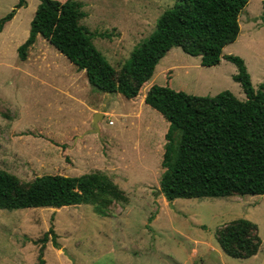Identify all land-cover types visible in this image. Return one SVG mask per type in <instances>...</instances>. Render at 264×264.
Here are the masks:
<instances>
[{
    "label": "rangeland",
    "instance_id": "obj_1",
    "mask_svg": "<svg viewBox=\"0 0 264 264\" xmlns=\"http://www.w3.org/2000/svg\"><path fill=\"white\" fill-rule=\"evenodd\" d=\"M17 1L0 0V20ZM79 1L86 14L80 25L119 71L177 0ZM38 4L27 0L0 33V170L23 184L42 175L98 172L108 176L126 200L113 203L105 217L96 215L91 205L0 210V264H37L40 245L32 241L50 228L58 248L50 234L45 264H264V195L167 202L161 194L164 137L155 131L163 132L166 121L140 103L146 83L133 100L101 93L42 37L25 61L18 59L17 48L28 37ZM263 14L264 0H248L238 19L236 41L222 51L244 60L255 91L264 83ZM236 72L223 58L214 67H203L198 57L172 48L148 82L193 96L213 97L227 90L244 101L232 79ZM96 113L102 118L99 132L92 133ZM237 219L258 228L261 246L248 259L227 256L215 238L218 229Z\"/></svg>",
    "mask_w": 264,
    "mask_h": 264
},
{
    "label": "trees",
    "instance_id": "obj_2",
    "mask_svg": "<svg viewBox=\"0 0 264 264\" xmlns=\"http://www.w3.org/2000/svg\"><path fill=\"white\" fill-rule=\"evenodd\" d=\"M247 4L248 0H177L159 16L153 32L133 48L116 71L96 49L92 35L80 25L86 14L79 0H39L28 37L17 48V55L25 61L37 36H41L77 71H83L94 89L130 100L139 95L172 48L198 57L203 67H214L222 58L234 64L237 72L232 79L240 85L244 101L227 90L213 97L188 95L157 85L147 91L144 103L168 123L160 192L167 202L263 196L264 83L255 91L244 60L222 54L236 41L240 33L238 19ZM26 5V0L17 1L13 11L0 20V33L15 12ZM125 200L122 190L98 172L79 177L42 175L23 184L0 170V210L91 205L96 215L105 217L113 203ZM50 234L53 247L58 248L52 228L32 241L40 245L37 264H45L43 251ZM215 238L223 253L237 259L255 256L261 246L257 225L246 219L226 224L215 232Z\"/></svg>",
    "mask_w": 264,
    "mask_h": 264
},
{
    "label": "crops",
    "instance_id": "obj_3",
    "mask_svg": "<svg viewBox=\"0 0 264 264\" xmlns=\"http://www.w3.org/2000/svg\"><path fill=\"white\" fill-rule=\"evenodd\" d=\"M27 1V0H26ZM3 31V30H2ZM1 31V32H2ZM38 37H41V36H37V38ZM37 38H36V40H37ZM36 42V41H35ZM34 45V44H33ZM33 45H32V47H33ZM32 47L29 49V51L32 49ZM29 51H28V53H29ZM156 68V67H155ZM155 71V70H154ZM85 74V73H84ZM154 74V73H153ZM153 76V75H152ZM251 78V77H250ZM150 80V79H149ZM148 80V81H149ZM146 82V84H145V86H148L147 87V89H146V91H145V93H143L142 95H140L139 96V101H140V103H144V97H145V95H146V93H147V91L149 90V88L151 87V84H150V82ZM137 98V97H136ZM135 98V99H136ZM145 104V103H144ZM146 105V104H145ZM104 115H105V113H103ZM164 119V118H163ZM165 120V119H164ZM109 123L110 124H112V122L111 121H109ZM108 123V124H109ZM109 124V125H110ZM167 125H168V123L166 122V128L163 130V132H161V131H155V134H158V137L159 138H161V137H164L165 136V134H166V132H167V129H168V127H167ZM152 139V138H151ZM156 140H157V138H154V140H151V141H153V142H156ZM164 144H165V139H164ZM164 148V147H163ZM162 154H163V151H162ZM108 177V176H107ZM109 178V177H108ZM110 179V178H109ZM111 180V179H110ZM115 184V183H114Z\"/></svg>",
    "mask_w": 264,
    "mask_h": 264
},
{
    "label": "water",
    "instance_id": "obj_4",
    "mask_svg": "<svg viewBox=\"0 0 264 264\" xmlns=\"http://www.w3.org/2000/svg\"><path fill=\"white\" fill-rule=\"evenodd\" d=\"M102 118V114L100 113H96L92 122V126H91V130L90 132L92 133H98L99 132V128H98V120ZM63 253L69 258L70 256L68 255L67 251L65 249H62ZM72 260V259H71Z\"/></svg>",
    "mask_w": 264,
    "mask_h": 264
},
{
    "label": "built area",
    "instance_id": "obj_5",
    "mask_svg": "<svg viewBox=\"0 0 264 264\" xmlns=\"http://www.w3.org/2000/svg\"><path fill=\"white\" fill-rule=\"evenodd\" d=\"M110 124V123H109Z\"/></svg>",
    "mask_w": 264,
    "mask_h": 264
}]
</instances>
